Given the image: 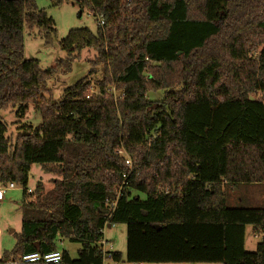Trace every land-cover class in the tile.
<instances>
[{
	"label": "trees",
	"instance_id": "1",
	"mask_svg": "<svg viewBox=\"0 0 264 264\" xmlns=\"http://www.w3.org/2000/svg\"><path fill=\"white\" fill-rule=\"evenodd\" d=\"M73 4L96 31L69 30L66 57L43 70L24 58L23 30L50 45L53 20L34 0H0V112L20 119L31 105L41 116L12 144L0 116V185L22 188L20 233L0 264L63 240L80 248L75 259L62 250L59 264H103L102 231L116 224L126 248L124 258L110 253L115 262L264 264V209L226 203L228 189L264 186V0ZM82 50L96 54L88 76L98 66L102 78L46 99L47 82ZM160 91V101L147 99ZM33 165L60 180L28 194ZM246 227L261 238L252 252Z\"/></svg>",
	"mask_w": 264,
	"mask_h": 264
},
{
	"label": "rangeland",
	"instance_id": "2",
	"mask_svg": "<svg viewBox=\"0 0 264 264\" xmlns=\"http://www.w3.org/2000/svg\"><path fill=\"white\" fill-rule=\"evenodd\" d=\"M34 1L36 7L44 10L46 15L53 20L56 38L52 40L50 45H45L37 30L30 32L24 28L23 56L25 59L37 60L40 68L45 70L66 57V53L60 49V42L65 38L69 30L86 28L92 33H95L96 22L94 17L86 9L79 10L73 4L75 0H64L62 4L56 7L53 5L52 0ZM94 60H96L94 51L82 50L79 57L71 63L69 72L57 74L47 82L49 93L45 98H51L54 102H59L62 100L63 90L84 77H87L90 83L100 80L102 78L101 67L96 66L93 73L88 76L90 70L88 62ZM113 89L110 92L113 94L114 99H117L118 94ZM146 97L151 101H160L162 99V92L148 93ZM0 116L7 126L6 137L11 144L19 135V129L22 125L36 127L41 123L39 112L31 105L28 107L26 115L23 118L18 119L15 116L14 110L11 109L0 112ZM117 155L127 158L126 153L121 149L117 151ZM55 180H60V177L46 174L39 165H33L28 173L26 188L27 190H33L37 182ZM21 197L22 188L15 185L13 190L5 192L4 198L0 201V255L4 252H10L13 249L15 245L13 233H20ZM226 203L230 208L264 209V186L260 184L238 185L228 189ZM102 233L103 241L111 245V248L107 244L104 245V250L119 253L124 258L126 248L125 227L120 224L112 225L111 227H105ZM259 242L260 239L255 238L251 228L247 227L245 230V250L249 252L254 251L256 244ZM57 248L60 251H66L71 259H75L80 245L63 240L58 242ZM104 264H109V262L105 260Z\"/></svg>",
	"mask_w": 264,
	"mask_h": 264
},
{
	"label": "built area",
	"instance_id": "3",
	"mask_svg": "<svg viewBox=\"0 0 264 264\" xmlns=\"http://www.w3.org/2000/svg\"><path fill=\"white\" fill-rule=\"evenodd\" d=\"M125 164L128 167H130L129 160L125 161ZM14 188L15 186L12 183H9L7 185H0V201L4 198L5 192H7L8 190H13ZM27 193L28 194L32 193V190L28 189ZM119 194H120V190L117 191V196H119ZM114 204L115 202L113 203V206ZM106 244L111 248V245L103 240L99 243V246H100V249L102 250L104 261L107 260L109 264H142V263H124V262L119 263V262L113 261L110 255L112 251L104 250V245ZM61 258H62V255H61L60 250L53 251L50 253H45V254L30 253V254L23 255L17 263L19 264H59L61 262Z\"/></svg>",
	"mask_w": 264,
	"mask_h": 264
},
{
	"label": "crops",
	"instance_id": "4",
	"mask_svg": "<svg viewBox=\"0 0 264 264\" xmlns=\"http://www.w3.org/2000/svg\"><path fill=\"white\" fill-rule=\"evenodd\" d=\"M247 228V227H246ZM246 230V229H245ZM255 238H257V239H260L261 240V238H259V237H257V236H254ZM257 245V244H256ZM244 248H245V240H244ZM255 248H256V246H255Z\"/></svg>",
	"mask_w": 264,
	"mask_h": 264
},
{
	"label": "water",
	"instance_id": "5",
	"mask_svg": "<svg viewBox=\"0 0 264 264\" xmlns=\"http://www.w3.org/2000/svg\"><path fill=\"white\" fill-rule=\"evenodd\" d=\"M249 99H250V100H252V98H251V97H250ZM107 227H110V226H107Z\"/></svg>",
	"mask_w": 264,
	"mask_h": 264
}]
</instances>
